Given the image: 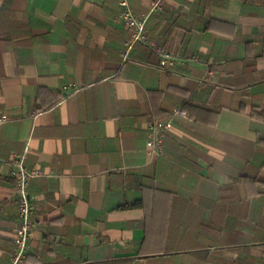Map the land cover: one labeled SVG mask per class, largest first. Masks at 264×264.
Listing matches in <instances>:
<instances>
[{
	"label": "crops",
	"instance_id": "0c3cea01",
	"mask_svg": "<svg viewBox=\"0 0 264 264\" xmlns=\"http://www.w3.org/2000/svg\"><path fill=\"white\" fill-rule=\"evenodd\" d=\"M118 13L0 0V264L27 146V169L53 175L28 186V264H264V0H166L147 28L179 59L167 71L144 45L123 62ZM156 119L173 127L152 161Z\"/></svg>",
	"mask_w": 264,
	"mask_h": 264
},
{
	"label": "built area",
	"instance_id": "2783aa9c",
	"mask_svg": "<svg viewBox=\"0 0 264 264\" xmlns=\"http://www.w3.org/2000/svg\"><path fill=\"white\" fill-rule=\"evenodd\" d=\"M166 0H152L151 7L143 16H137L128 0H118L119 13L117 20L124 25L129 32V38L124 43V52L122 54L123 62H127L130 53L137 45H144L152 53L159 57V67L162 70H170L179 63L178 57L173 53L162 49L156 40L149 38L147 23L150 17L164 9ZM194 61H198L196 57ZM175 114H180L186 117V113L175 111ZM37 115L34 116V120ZM8 122L6 116L0 117V127ZM173 125L170 120H154L148 126L147 134V155L150 160L154 161L163 155V143L168 132ZM29 152V146L25 148L22 154L14 155L10 164L13 167L14 193L18 198V219L19 224L14 229L13 243L14 247L10 254L9 264H28V254L30 250V242L33 238L34 231L37 226L35 218L36 205L33 197L28 191V186L31 180L53 176L52 174L44 173L41 169H27L25 166L26 155Z\"/></svg>",
	"mask_w": 264,
	"mask_h": 264
}]
</instances>
